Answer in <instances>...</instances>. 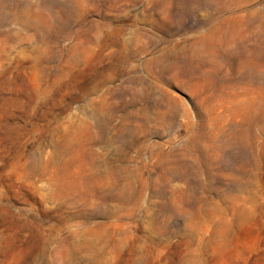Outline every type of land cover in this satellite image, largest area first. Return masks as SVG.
I'll list each match as a JSON object with an SVG mask.
<instances>
[{"label":"rangeland","instance_id":"374dc122","mask_svg":"<svg viewBox=\"0 0 264 264\" xmlns=\"http://www.w3.org/2000/svg\"><path fill=\"white\" fill-rule=\"evenodd\" d=\"M0 264H264V0H0Z\"/></svg>","mask_w":264,"mask_h":264}]
</instances>
